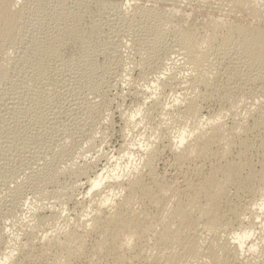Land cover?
I'll use <instances>...</instances> for the list:
<instances>
[{
    "label": "bare ground",
    "instance_id": "bare-ground-1",
    "mask_svg": "<svg viewBox=\"0 0 264 264\" xmlns=\"http://www.w3.org/2000/svg\"><path fill=\"white\" fill-rule=\"evenodd\" d=\"M52 2L20 48L26 0H0V186L15 183L0 223L26 188L44 202L28 228H53L20 239L1 223L0 264H264V0ZM124 45L170 99L130 94L124 124L142 137L108 153L104 78ZM68 142L94 153L64 191Z\"/></svg>",
    "mask_w": 264,
    "mask_h": 264
},
{
    "label": "rangeland",
    "instance_id": "rangeland-1",
    "mask_svg": "<svg viewBox=\"0 0 264 264\" xmlns=\"http://www.w3.org/2000/svg\"><path fill=\"white\" fill-rule=\"evenodd\" d=\"M47 2V3H46ZM49 2V4H48ZM52 0H26V4L27 6H24L25 9H27V15L23 17V19H21L20 21V24H19V38H18V41L19 44H17L18 47L22 48L23 47V41L27 42L30 38H36V37H39L42 33H41V30L43 28H45V24L46 22H49L50 23V20H52L51 18L53 17L52 16V13H51V8L52 6H54V2H52ZM194 4V3H192ZM47 5V6H46ZM50 5V6H49ZM39 6H42L44 7V9H42V7H39ZM49 6V7H48ZM41 8V10L39 9ZM49 8V9H48ZM46 9V10H45ZM49 11V12H48ZM48 13V14H47ZM50 16V18H49ZM47 19L49 21H47ZM43 32V30H42ZM26 39V40H25ZM20 40V41H19ZM23 40V41H22ZM21 43V44H20ZM22 45V46H20ZM123 49V50H121ZM139 49V50H138ZM137 49V47L135 48H131L129 45L127 46H122L121 48L118 47V51H119V55L121 59L118 60V63L120 64H117L115 67L116 69L114 70V74H110L108 76H106L104 79L105 83L107 82V85L110 87H107L105 90H106V94H107V98L110 99V108H107L108 110H106L104 112V116L102 118V121H101V124L103 125V127L105 128V132H104V135H101L99 134L101 132V129H99V133L97 134L96 136V139H98V141L101 140L100 137H105L103 138V142H104V146L102 147L103 148V151H107L108 150V153L109 152H112V150L114 149H117L119 147V145L121 144L122 141H125V142H128L129 140L134 141V143H137L139 142L138 140L141 139L142 136H139V132L138 131V128L135 129V132L134 130L132 129L131 131V127L130 126H125V119H126V115L128 113H126L129 109V106L130 104H132V98L130 97V94H143L145 97H147L146 95L148 94V92L152 91L153 95L151 97H157L160 98L161 100L163 101H168V96L170 94H167L165 96V94H161V95H164L163 97L161 95H159L161 92L159 90H154V83H152V81L154 79V72L156 73V71H153L149 68L146 67V65H144L143 68L140 67H137V65L139 64V61L142 60V61H147V57H146V53H145V49L139 47ZM143 49L144 52H141ZM136 50V51H135ZM137 51H138V54H137ZM136 52V53H135ZM123 54V55H122ZM142 55V56H141ZM145 57H144V56ZM139 56V57H138ZM141 58V59H140ZM145 59V60H144ZM125 60V61H124ZM120 61V62H119ZM12 66H14V63L12 65V62L9 64ZM8 65V67H9ZM118 66V67H117ZM130 67V68H129ZM137 67V68H136ZM147 68V69H146ZM152 70V71H151ZM125 71V72H124ZM137 71V72H136ZM147 71V72H146ZM112 72V71H111ZM110 72V73H111ZM153 73V74H152ZM117 75V76H116ZM117 77V78H116ZM137 79V80H136ZM108 80V81H107ZM151 82V83H150ZM153 84V85H151ZM2 85H4L3 83L0 85V88L2 87ZM115 85V86H114ZM137 85V86H136ZM4 87V86H3ZM136 90V91H135ZM156 91H159V94L156 92ZM147 93V94H146ZM122 96V97H121ZM166 97V99H164ZM170 99V98H169ZM122 100V101H121ZM115 101V102H114ZM248 101V103L250 102V99L248 98V100L246 99V102ZM131 102V103H130ZM245 103V102H244ZM243 103V104H244ZM117 105H118V108H117ZM128 106V107H127ZM245 106V104H244ZM243 105L238 107V109L243 112V109H242ZM128 108V109H127ZM241 108V109H240ZM127 109V110H125ZM109 112V113H108ZM126 114H124V113ZM106 113V114H105ZM109 115H108V114ZM119 113H122L123 116H118ZM111 114V115H110ZM108 116V117H107ZM107 117V118H106ZM122 120H121V118ZM108 120V122H107ZM114 120V121H113ZM104 121V122H103ZM107 122V123H106ZM113 122V123H112ZM143 122V121H142ZM105 123V124H103ZM110 123V126H107L106 124H109ZM126 128H125V127ZM123 128L122 132L121 129ZM42 129H44V127H42ZM149 128H146L145 130L147 132H149L148 130ZM45 130V129H44ZM136 130L138 132H136ZM131 131V132H130ZM145 131V134L147 133ZM44 131V135L45 137H47L48 133ZM130 133V134H129ZM138 134V135H137ZM106 135V136H105ZM139 137V138H138ZM127 138V139H126ZM76 140V139H75ZM78 140V139H77ZM106 140V141H105ZM73 142V141H72ZM108 143V144H107ZM70 142H68V144L64 145L63 146V150H62V155H61V151L58 152L57 154V157L59 158V164L61 165H58L60 166V169L61 170V174L59 175L60 177L58 178V181H59V184H57L61 190H64L66 191L67 189H69V183L72 182L71 180L72 179V174H70V169L73 168L74 166L78 165L80 166L79 164H82L84 159L88 156H91L93 155V151L91 152L88 148H86V146H79V144H76L73 145V143L71 144L70 146ZM107 144V145H106ZM65 146H67L66 148H64ZM73 146V147H72ZM75 146V147H74ZM108 146V147H107ZM82 147V148H80ZM115 147V148H114ZM107 148V149H106ZM66 149V150H65ZM82 149H85V150H82ZM89 151H88V150ZM58 150V148H57ZM110 150V151H109ZM68 151V152H67ZM51 152V153H50ZM65 152V153H64ZM71 152V153H69ZM77 152V153H76ZM87 152V153H86ZM91 152V154H90ZM83 153V154H82ZM47 154V155H46ZM81 154V155H80ZM89 154V155H88ZM51 155H53V150H48L47 153L44 154V156L46 157V161L47 159L50 160L51 158ZM61 155V156H60ZM112 155V154H111ZM123 153H120V156H122ZM134 158H136L135 154L132 155ZM44 157V158H45ZM84 158V159H83ZM71 159V160H70ZM165 159H168V157L166 156ZM61 160V161H60ZM78 160V161H77ZM67 162V163H66ZM71 162V163H70ZM78 162V163H77ZM82 162V163H81ZM63 165H62V164ZM70 164V165H69ZM67 165V166H65ZM72 165V166H71ZM66 168H64V167ZM68 167V168H67ZM71 167V168H70ZM70 168V169H69ZM65 169V170H64ZM69 169V170H68ZM70 172H68V171ZM157 170L160 171V168L159 166H157ZM63 172V173H62ZM91 171H90V174L91 175ZM63 177V178H62ZM70 177V178H69ZM6 183L7 185H5V183H2L1 186H0V192H2V194H7L6 192H8L7 190H12L14 189L13 186H15L14 182L12 181H8V179H6ZM62 181V182H61ZM70 181V182H69ZM9 183V184H8ZM64 183V184H63ZM66 183V184H65ZM68 183V184H67ZM7 187H5V186ZM22 185L24 184H21V187ZM62 187H61V186ZM65 185V186H64ZM66 187V188H65ZM3 188V189H2ZM66 190H65V189ZM23 192H21V196L22 194L24 196H22V198H24L22 200L23 204L21 206V208H18L20 209L19 211L17 210L16 213L14 214H18L17 216L16 215H11L13 213H11L9 216H4L3 220H1V226L3 225L5 228H7V230L11 233L10 235H14L15 237L17 238H20L22 239L23 238V235H24V230L28 229V230H32L35 234H38L40 235L42 230L41 229H48L47 231L49 230H52L51 229V226L50 223L46 226H43L41 227L40 229L39 228H34V229H30V226L28 228V226L26 225V223L28 225L30 224H33L34 225V222L36 223V217L33 215H29V213H32L31 211H33L35 208L37 209V207L40 206V204L44 203L39 201V198L37 199V196H33V194L31 193V191H27L26 188L25 189H22ZM4 192V193H3ZM26 192V193H25ZM32 195H31V194ZM76 194V195H75ZM77 191H74L73 195L75 197V199H80V197L77 195ZM77 196V197H76ZM79 197V198H78ZM36 200V201H35ZM32 202V203H31ZM32 204V205H31ZM34 204V205H33ZM34 206H36L34 208ZM72 206V204L70 205V207ZM27 207V208H26ZM32 207V209H31ZM28 208H30L28 210ZM59 207L56 208V210L58 209ZM35 209V210H36ZM22 210V211H21ZM27 211V212H26ZM78 211H80L78 213ZM78 211L77 213L80 214L81 212H83L80 208H78ZM21 212V213H20ZM29 212V213H28ZM23 214V215H22ZM64 214V213H63ZM21 215V216H20ZM29 215V216H28ZM12 216V217H11ZM10 217V218H9ZM17 217V220H14V218L16 219ZM18 217H20V219H18ZM35 217V219H33ZM12 218V219H11ZM22 218V219H21ZM27 219V220H26ZM16 224V225H15ZM13 225V226H12ZM33 225L32 228L34 227ZM15 226V228H14ZM27 226V227H26ZM22 230V231H21ZM35 230V231H34ZM38 232H37V231ZM18 231V232H16ZM8 232V233H9ZM40 232V233H39Z\"/></svg>",
    "mask_w": 264,
    "mask_h": 264
}]
</instances>
